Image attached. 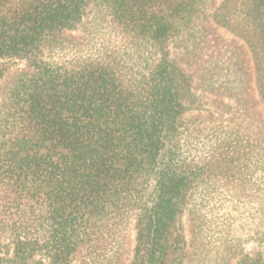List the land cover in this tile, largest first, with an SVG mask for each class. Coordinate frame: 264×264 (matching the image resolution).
<instances>
[{"label":"trees","instance_id":"1","mask_svg":"<svg viewBox=\"0 0 264 264\" xmlns=\"http://www.w3.org/2000/svg\"><path fill=\"white\" fill-rule=\"evenodd\" d=\"M217 1L0 0V264H264V0Z\"/></svg>","mask_w":264,"mask_h":264},{"label":"rangeland","instance_id":"2","mask_svg":"<svg viewBox=\"0 0 264 264\" xmlns=\"http://www.w3.org/2000/svg\"><path fill=\"white\" fill-rule=\"evenodd\" d=\"M221 2H223V0H218L217 5H219ZM173 57L176 59V57H177L176 52L173 53ZM192 83H194L193 79H192ZM197 94L200 96V103H202L203 107L210 108L211 107V98L205 97L204 95H202L200 93H197ZM182 233L184 235L185 240L188 241V232H187V226H186L185 222L182 223ZM0 241L4 244L8 243V241L3 236H0ZM255 247L256 246L254 243H249V244L245 245L244 249H245V251H250V250L255 249ZM130 261L131 260H128L126 264H130ZM72 264H81V262L79 260H76ZM231 264H236V261H233Z\"/></svg>","mask_w":264,"mask_h":264}]
</instances>
